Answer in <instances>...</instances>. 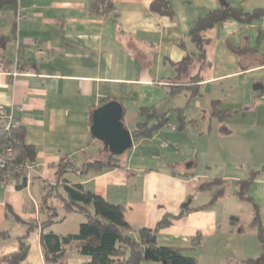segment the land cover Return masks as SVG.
Masks as SVG:
<instances>
[{
	"label": "crops",
	"instance_id": "1",
	"mask_svg": "<svg viewBox=\"0 0 264 264\" xmlns=\"http://www.w3.org/2000/svg\"><path fill=\"white\" fill-rule=\"evenodd\" d=\"M91 1L0 0V62L7 70L0 73V104L14 108L38 164L23 188L17 187L20 178L12 184L0 180V231L6 232L0 235V257L17 251L26 236L29 253L21 264H49L41 232L52 207L59 216L52 215L58 222L50 230L79 231L84 214L66 213L54 196L47 207L43 197L57 182L63 157L76 166L109 157L92 125L95 109L112 100L122 104L132 134L144 107L166 113L168 124L151 137L133 136L131 148L113 154L116 166L68 171L64 178L122 204L133 231L182 212L160 230L158 242L190 247L200 236L196 249L186 251L199 264H244L260 257L252 221L258 208L264 225V12L250 20L228 17L203 31L205 59L190 70L199 94L186 84L171 91L175 64L188 53L200 54L189 36L197 19L223 5L251 14L264 10V0H169L170 15L154 12V0H106L112 6L95 14ZM21 14L26 17L18 19ZM215 101L222 118L212 114ZM253 175L246 194L251 198L240 197L239 181ZM216 179L226 191L213 201L216 187L201 186ZM89 261L67 246L50 264Z\"/></svg>",
	"mask_w": 264,
	"mask_h": 264
},
{
	"label": "trees",
	"instance_id": "2",
	"mask_svg": "<svg viewBox=\"0 0 264 264\" xmlns=\"http://www.w3.org/2000/svg\"><path fill=\"white\" fill-rule=\"evenodd\" d=\"M106 0H92L91 11L95 14L104 13L105 8H110L112 2ZM17 0H1V3L15 4ZM106 3V5H105ZM151 9L160 14L170 15L172 7L169 0H154ZM264 10H257L254 13H246L242 9L225 6L209 11L204 16L197 19L189 36L197 45L200 54H186L175 64L177 77L174 79V86L171 92L180 91L184 85L190 89L193 95L199 94V87L196 77H190V70L194 62L205 59V47L208 41L203 37L202 32L213 27L218 22L228 18L250 20L254 16L260 15ZM244 50H241V52ZM218 103H213V115L223 117L224 111L218 108ZM182 115V113H181ZM168 124L166 113H161L155 107H144L140 111L136 129L133 131L135 139L151 137L154 133ZM4 141L11 144L16 149L18 162L25 160L35 161L37 150L34 145L25 141L24 127L19 126L4 135ZM117 165L116 156L110 154L107 158H98L76 166L71 159L63 157L58 164L57 182L47 187L43 197L45 205L48 207L47 199L50 196L56 197L63 204L64 210L68 212H79L85 215V221L81 223L77 233L59 235L49 228L53 223L58 222L53 216H59L58 210L52 207L51 216L43 223L41 232V242L45 251V259L50 264L56 262L64 254L67 246H73L81 254L90 258L88 264H142L145 261L159 262L161 264H199V259L194 255H189L186 251L195 250L199 244L200 236L194 237L190 247L175 245H160L158 233L160 230L169 227L173 221L182 215L167 213L157 223L154 228H141L133 231L131 225L125 217V207L122 204H115L107 201L100 195L86 190L81 182H71L64 178L68 171L85 174L89 171L103 172ZM21 179L18 188H23L27 184L26 176L16 174L14 176ZM254 179V175L246 180L239 181L240 187L237 194L242 198L250 199L246 196L248 187ZM213 201L226 191V185L221 180H214L201 186L202 189L215 188ZM212 201V202H213ZM211 202V203H212ZM210 203L207 205L209 206ZM186 210V209H185ZM63 219L64 215L61 216ZM252 225L257 227L258 235L262 243V253L256 259H248L244 264H264V225L261 221L258 208L254 213ZM133 232L137 233L134 235ZM6 232L0 231L1 236H6ZM20 247L17 251L7 256L0 257V264H21L28 256L29 244L26 236L19 238Z\"/></svg>",
	"mask_w": 264,
	"mask_h": 264
},
{
	"label": "water",
	"instance_id": "3",
	"mask_svg": "<svg viewBox=\"0 0 264 264\" xmlns=\"http://www.w3.org/2000/svg\"><path fill=\"white\" fill-rule=\"evenodd\" d=\"M123 117V106L117 100L97 107L93 113V136L103 141L111 154H122L134 143L133 134L125 126Z\"/></svg>",
	"mask_w": 264,
	"mask_h": 264
},
{
	"label": "built area",
	"instance_id": "4",
	"mask_svg": "<svg viewBox=\"0 0 264 264\" xmlns=\"http://www.w3.org/2000/svg\"><path fill=\"white\" fill-rule=\"evenodd\" d=\"M25 17V14H21L18 19ZM5 71L7 70L4 64L0 62V73ZM9 73L18 74L17 71ZM17 109L23 110V106H18ZM18 126L19 122L14 116V108H8L0 104V180L5 184H12L17 173L26 176L28 184L31 175L38 169V164L35 161L27 159L23 162H18L16 158L17 151L14 146L4 141V135ZM166 145L167 143H164V146Z\"/></svg>",
	"mask_w": 264,
	"mask_h": 264
}]
</instances>
